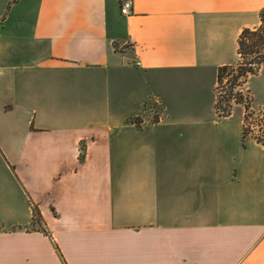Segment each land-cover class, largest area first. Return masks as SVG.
<instances>
[{
    "label": "crops",
    "instance_id": "crops-1",
    "mask_svg": "<svg viewBox=\"0 0 264 264\" xmlns=\"http://www.w3.org/2000/svg\"><path fill=\"white\" fill-rule=\"evenodd\" d=\"M263 9L0 0V264H264V143L215 108Z\"/></svg>",
    "mask_w": 264,
    "mask_h": 264
},
{
    "label": "trees",
    "instance_id": "trees-1",
    "mask_svg": "<svg viewBox=\"0 0 264 264\" xmlns=\"http://www.w3.org/2000/svg\"><path fill=\"white\" fill-rule=\"evenodd\" d=\"M260 19L261 23L258 27L253 29L244 28L240 33L238 38V61L234 64L221 66L218 70L215 108L220 116L230 114L232 106L235 103H244L246 109L244 121L251 115L249 101L240 90V86L249 75L257 73L260 70V66L264 65V9L260 13ZM223 78L229 79L230 83L228 88L222 93L220 83ZM247 132H249V128L244 126L243 133L246 134ZM256 139L264 143V138L256 137ZM31 207L32 217L30 227H38V229L47 233L46 228L42 226V217L38 207L36 205H32Z\"/></svg>",
    "mask_w": 264,
    "mask_h": 264
},
{
    "label": "rangeland",
    "instance_id": "rangeland-1",
    "mask_svg": "<svg viewBox=\"0 0 264 264\" xmlns=\"http://www.w3.org/2000/svg\"><path fill=\"white\" fill-rule=\"evenodd\" d=\"M264 68V65L260 66V69ZM229 79L226 80L225 78L222 79V82L220 83V90L223 93L229 86ZM253 109L252 107H250ZM255 110V109H253ZM246 124L249 128H251L252 133L256 134H262L263 128H264V116L259 112V110L252 111L251 115L248 116L246 120ZM16 165V162L13 161V166Z\"/></svg>",
    "mask_w": 264,
    "mask_h": 264
},
{
    "label": "built area",
    "instance_id": "built-area-1",
    "mask_svg": "<svg viewBox=\"0 0 264 264\" xmlns=\"http://www.w3.org/2000/svg\"><path fill=\"white\" fill-rule=\"evenodd\" d=\"M131 9H132V0H120V12H121L122 15H128L131 12ZM250 112L252 113V110H250ZM259 112L262 114V116H264L263 115L264 110H259ZM244 126L249 128L248 125L246 124V121H244ZM249 132L252 133L251 128H249ZM254 136L260 137V138H264V132L262 134H256L255 133Z\"/></svg>",
    "mask_w": 264,
    "mask_h": 264
}]
</instances>
